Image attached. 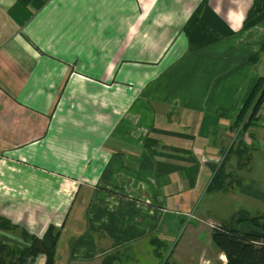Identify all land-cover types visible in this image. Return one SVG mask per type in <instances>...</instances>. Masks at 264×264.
Wrapping results in <instances>:
<instances>
[{
  "label": "crops",
  "instance_id": "crops-1",
  "mask_svg": "<svg viewBox=\"0 0 264 264\" xmlns=\"http://www.w3.org/2000/svg\"><path fill=\"white\" fill-rule=\"evenodd\" d=\"M251 4L0 0V221L56 228L55 264H129L153 238L154 263L225 264L212 225L264 223V179L242 175L264 176V98L234 124L264 75Z\"/></svg>",
  "mask_w": 264,
  "mask_h": 264
},
{
  "label": "trees",
  "instance_id": "trees-1",
  "mask_svg": "<svg viewBox=\"0 0 264 264\" xmlns=\"http://www.w3.org/2000/svg\"><path fill=\"white\" fill-rule=\"evenodd\" d=\"M264 9V0H252L247 17H252ZM264 98V75L259 77L252 86L245 102L238 112L234 124L241 123V129L247 127L256 119V114ZM252 229L239 231L234 227L215 224L211 227L213 245L225 255V264H264V223L259 217L249 219ZM0 228L9 232L17 229L18 238L12 239L16 247L4 244L0 236V264H25L34 260L38 254L44 256L43 264H55V246L58 230L47 226L41 237L28 233L9 222L0 221ZM155 257L160 255L157 250L163 242L153 238L150 240ZM120 253L112 252L101 259L100 264H121ZM123 264V263H122ZM162 264H168L167 259Z\"/></svg>",
  "mask_w": 264,
  "mask_h": 264
},
{
  "label": "rangeland",
  "instance_id": "rangeland-1",
  "mask_svg": "<svg viewBox=\"0 0 264 264\" xmlns=\"http://www.w3.org/2000/svg\"><path fill=\"white\" fill-rule=\"evenodd\" d=\"M258 169L252 168V170H250V172H248L246 170H243V172H242L243 174L242 175L247 177V178L256 177V178L264 179V176L261 177L258 174V171H259ZM247 183L249 184V182H247ZM135 246H134V248L136 249V251H134V253H133L134 255H132V257L136 258V260L135 261H131L129 264H162L163 263L164 259H161V260L160 259H156L155 263H154L153 252H152V249L149 248L148 244H146V243H138ZM129 251H131V249L129 247L123 248L121 250V253H120L121 264L123 263V259L122 258H124V257L127 258V255L129 253ZM110 253H112V252H107V253L103 254L101 259L103 258L104 255L110 254ZM101 259H100V262H101ZM151 260L153 261V263L151 262ZM114 264H116V262H114Z\"/></svg>",
  "mask_w": 264,
  "mask_h": 264
}]
</instances>
